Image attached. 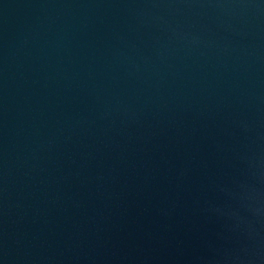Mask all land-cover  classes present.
I'll return each mask as SVG.
<instances>
[{
	"label": "water",
	"instance_id": "water-1",
	"mask_svg": "<svg viewBox=\"0 0 264 264\" xmlns=\"http://www.w3.org/2000/svg\"><path fill=\"white\" fill-rule=\"evenodd\" d=\"M0 264H264V0H0Z\"/></svg>",
	"mask_w": 264,
	"mask_h": 264
}]
</instances>
